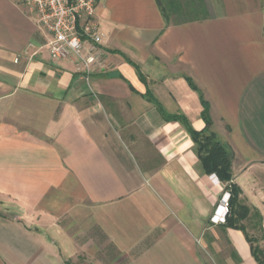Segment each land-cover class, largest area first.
Segmentation results:
<instances>
[{
  "label": "crops",
  "instance_id": "0c3cea01",
  "mask_svg": "<svg viewBox=\"0 0 264 264\" xmlns=\"http://www.w3.org/2000/svg\"><path fill=\"white\" fill-rule=\"evenodd\" d=\"M96 1L88 70L52 58L28 9L0 0V264H71L108 246L111 264H209L222 241L227 264H257L241 231L211 221L227 185L146 95L197 132L208 108L264 229V0H203V19L169 23L156 0ZM96 233L101 245L79 244Z\"/></svg>",
  "mask_w": 264,
  "mask_h": 264
},
{
  "label": "built area",
  "instance_id": "2783aa9c",
  "mask_svg": "<svg viewBox=\"0 0 264 264\" xmlns=\"http://www.w3.org/2000/svg\"><path fill=\"white\" fill-rule=\"evenodd\" d=\"M25 6L50 39L46 45L54 59L74 58L88 70L97 66V45L102 36L96 22V0H13ZM89 45V49L86 46ZM86 51L87 54L86 55ZM230 193L226 192L212 217V223L225 224L230 211Z\"/></svg>",
  "mask_w": 264,
  "mask_h": 264
},
{
  "label": "trees",
  "instance_id": "16d2710c",
  "mask_svg": "<svg viewBox=\"0 0 264 264\" xmlns=\"http://www.w3.org/2000/svg\"><path fill=\"white\" fill-rule=\"evenodd\" d=\"M156 2L168 23L172 20L171 16L174 15L178 17L175 19L176 22H191L204 18H201L200 16V11H204L203 0H156ZM112 53L116 54L117 52ZM125 60L132 64L130 60L126 58ZM137 71L142 82L147 85L146 77L138 68ZM188 81L190 85L195 88L192 81ZM146 96L150 101L156 103L159 110L164 114L166 121L179 122L185 127L195 144L196 153L206 174L216 175L220 182L227 185V191L230 193V211L226 216V222L223 225V229H235L241 231L251 245L252 255L256 263L264 264L263 251L258 246H254L253 240L248 236L246 228L243 225V223L250 220L251 217H256L261 220V216L257 211H252L241 200L242 190L233 182L232 158L229 156L225 147L218 141L216 135L210 131L212 121L208 114V108L206 107L203 112L206 128L202 132H197L192 128L189 121L184 116L165 114L162 106L156 101V99H154L150 91H148Z\"/></svg>",
  "mask_w": 264,
  "mask_h": 264
},
{
  "label": "rangeland",
  "instance_id": "374dc122",
  "mask_svg": "<svg viewBox=\"0 0 264 264\" xmlns=\"http://www.w3.org/2000/svg\"><path fill=\"white\" fill-rule=\"evenodd\" d=\"M253 216V214H252ZM246 228V232L248 236L253 240L254 246H258L264 253V246L260 245V241L264 238V229H263V221L256 217H251L250 220L245 221L243 223ZM77 229L74 230V233L78 234ZM91 238L95 240V242L86 243L84 239ZM79 244L88 245L89 247L101 245L102 236L99 234H88L87 236H79L77 237ZM84 242V243H83ZM86 251V250H85ZM231 249L228 247V244L222 241L219 244L218 249L212 252L208 251V254H205L208 259L209 264H227L228 256L231 255ZM116 257V253L109 246L102 253H98L96 258H90L86 252H82L76 260H71V264H111Z\"/></svg>",
  "mask_w": 264,
  "mask_h": 264
}]
</instances>
